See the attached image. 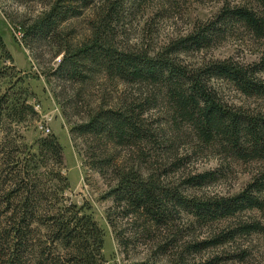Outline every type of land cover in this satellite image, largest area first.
I'll use <instances>...</instances> for the list:
<instances>
[{
  "label": "trees",
  "instance_id": "trees-1",
  "mask_svg": "<svg viewBox=\"0 0 264 264\" xmlns=\"http://www.w3.org/2000/svg\"><path fill=\"white\" fill-rule=\"evenodd\" d=\"M12 1L25 9L38 7L23 26L27 46L52 40L61 57L49 80L72 92L63 102L56 97L64 116L78 119L70 135L83 142L87 168L107 186L112 206L106 220L125 258L133 249L147 254L132 264H217L195 258L263 230L257 223L242 224L208 242L178 240L187 226L264 212V112L230 104L220 88L264 101V0ZM205 2L215 12L192 20L193 6ZM146 17L149 32L157 23L177 19L186 29L156 50L116 42ZM79 20L87 36L67 40L66 27ZM224 42L255 59L186 61ZM11 62L0 35V264H106L103 231L68 195L56 137L40 139L36 151L23 141L24 129L38 115L24 78L7 65ZM96 82L109 84L114 100L84 102ZM201 152L262 169L239 193L187 194L218 178L217 171L182 173L179 163ZM174 175L179 183L167 182Z\"/></svg>",
  "mask_w": 264,
  "mask_h": 264
},
{
  "label": "rangeland",
  "instance_id": "rangeland-1",
  "mask_svg": "<svg viewBox=\"0 0 264 264\" xmlns=\"http://www.w3.org/2000/svg\"><path fill=\"white\" fill-rule=\"evenodd\" d=\"M195 5L191 9V19L204 20L215 12V6ZM202 5V4H201ZM38 12V7L31 5L25 9L12 0H0V35L5 43L6 49L12 57V62L7 64L13 66L20 76L24 78L25 87L28 89V102L34 107L38 118L23 131L24 143L37 150V143L46 135L40 129L41 126L48 128L50 135L56 137L63 150L65 175L69 182L68 195L71 201L78 206L85 207V213L90 215L97 226L103 231L104 245L102 249L106 264H132L146 258V250H131L129 258H125L118 247L112 231L106 220V211L112 206L111 199L106 197L107 186L96 172L87 168L85 164V146L80 140L74 141L70 130L78 119L70 116L65 117L60 101H66L72 92L61 90L57 81L50 78V74L57 68L60 58L56 56V47L52 40L38 41L28 47L23 37V26L30 21ZM144 19V20H143ZM141 18L140 22L133 24L126 35L118 37L117 43L121 46L144 47L158 49L169 40L177 37L180 31L186 29L184 22L165 21L155 25L150 32L147 23L150 18ZM151 23V22H150ZM153 25V24H152ZM86 24L83 20L70 23L66 27L65 36L72 42L81 41L87 36ZM149 28V27H148ZM232 58L236 61H252L255 59L249 52L243 51L231 42H224L217 47L201 54L186 57V61L196 63L203 60H223ZM222 94L225 99L235 106L257 109L264 112V101L247 99L227 86H222ZM60 95V101L56 97ZM115 96L109 84L96 82L89 87L83 97L84 102L90 101L92 105L104 103ZM111 100V101H112ZM109 101V103L111 102ZM185 153L180 149V157ZM130 159L131 157H126ZM183 161V160H182ZM179 164H184L183 174H198L206 171H217L216 182L203 188L191 189L187 194L191 195H233L242 191L251 179L262 169L257 163H240L232 160L221 162L215 153L201 152L194 154L190 159ZM167 182L179 183L176 176L169 177ZM240 223V224H239ZM257 223L262 226V231L248 236H239L234 242L207 248L197 255V261H216L217 264H264V212L250 211L240 215L237 219L213 223L207 226L191 225L184 230L181 229L178 240L188 244H199L208 242L222 231L242 224ZM204 246V245H202ZM150 255V253H148Z\"/></svg>",
  "mask_w": 264,
  "mask_h": 264
},
{
  "label": "built area",
  "instance_id": "built-area-1",
  "mask_svg": "<svg viewBox=\"0 0 264 264\" xmlns=\"http://www.w3.org/2000/svg\"><path fill=\"white\" fill-rule=\"evenodd\" d=\"M42 130V132L45 134V135H48L51 133V131L48 129V128H44L43 126H41L40 128Z\"/></svg>",
  "mask_w": 264,
  "mask_h": 264
}]
</instances>
